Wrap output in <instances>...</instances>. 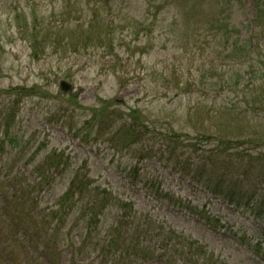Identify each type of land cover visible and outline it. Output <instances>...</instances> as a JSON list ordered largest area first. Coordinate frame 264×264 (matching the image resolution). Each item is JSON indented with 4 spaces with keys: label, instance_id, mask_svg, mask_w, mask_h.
Returning a JSON list of instances; mask_svg holds the SVG:
<instances>
[{
    "label": "rangeland",
    "instance_id": "1",
    "mask_svg": "<svg viewBox=\"0 0 264 264\" xmlns=\"http://www.w3.org/2000/svg\"><path fill=\"white\" fill-rule=\"evenodd\" d=\"M179 3L187 6L175 20L173 6L158 2L157 11L146 0H0V198L11 181H39L34 168L56 153L50 186L33 194L40 206L55 201L79 173L139 212L197 238L226 264H264L263 70L247 71L250 61L224 57V38L207 30L211 6ZM217 6L231 7L227 19L237 29L253 15L250 0H221ZM89 25L110 44L66 38L76 28L87 37ZM60 80L73 91L61 92ZM13 86L34 93L5 92ZM132 109L142 113L148 131L126 145L119 132ZM173 131L179 134L175 140ZM218 140L242 145L221 152ZM208 153L234 159L238 206L207 193L204 175H194ZM148 182L220 218L225 228H210L167 199H156L144 187ZM116 213L111 207L102 217L101 236ZM51 246L50 260L61 256L58 264L99 263L94 254L76 256L63 235ZM30 250L18 242L0 244V264H15L24 252L35 264L39 250Z\"/></svg>",
    "mask_w": 264,
    "mask_h": 264
},
{
    "label": "trees",
    "instance_id": "2",
    "mask_svg": "<svg viewBox=\"0 0 264 264\" xmlns=\"http://www.w3.org/2000/svg\"><path fill=\"white\" fill-rule=\"evenodd\" d=\"M181 1L182 4H184L183 1L187 4L190 1L196 2L204 8L205 5L211 6L214 13L206 16L209 23L207 30L213 35L224 38V57L237 58L245 62L250 61L247 71H251L250 67L254 72L255 69L260 68L263 70L261 76H264V44L262 43L264 38V2L250 0L253 15L247 21V26L243 24L240 29L233 27L228 22L227 18L232 13L231 7L228 9L226 6H217L221 0H146V4H149L147 8L153 6L157 11H159L158 2L162 7L173 6L175 8L174 18L180 20L183 15L182 11L187 6L181 7L179 3ZM206 1L216 4H205ZM104 25L110 27L112 20ZM34 32L38 33L37 30ZM70 32L73 34L66 38L77 37L84 44L96 42L97 45H102V41H105L99 39L100 32L93 34L91 25L86 28L87 37H81L83 32L79 28L72 29ZM108 41L111 40L105 42L109 43ZM250 78H254V75ZM260 86L263 88L264 83ZM5 92L20 96L21 94H33L34 89L13 86L5 89ZM249 102H253V99ZM102 110L103 108L95 110L94 118ZM141 116V112L132 109L130 120L119 132L126 145L140 141V138L148 131V126L143 122ZM9 117L7 116L5 119L7 123L12 120ZM141 126L145 129L143 130ZM171 137H173L172 140H175L179 134L173 131ZM15 140L12 141V145L16 144L17 139L15 138ZM241 145L237 141L230 144L227 140H218L215 149L224 152L230 149H240ZM221 155L218 153L206 154L205 156L208 157L199 162L194 175L198 178L204 175L202 187L207 193L220 196L229 204L238 206L236 202L240 199L235 191L239 187L240 181L234 179L230 166L234 159L225 160L220 157ZM57 156L56 153L47 156L40 165L34 168L39 181L33 180L25 183L11 181L10 187L7 186L6 190H2L0 244L9 240L12 243L18 242L27 252H32L30 249L39 250L36 258L32 260L35 264H58L61 256H56L58 261L50 260V258H55L51 254L53 252L51 244L56 245L60 235H63L68 248L75 247L76 256L94 254L95 259H99L98 264H150L154 261H160L162 264H226L225 261L215 257L214 253L210 252L207 246L199 240L185 235L170 225L156 221L152 215L139 212L131 201L114 198L106 187L93 185L79 173L72 177L66 190L54 202H46L45 206H40V199L33 194L35 191L44 190L45 187L50 186L51 174L58 169ZM183 169L190 168L184 167ZM220 169L222 172L215 173ZM132 171L136 173V167ZM211 177H216L218 183L214 184ZM207 181L213 185L209 186ZM225 186H228L229 190L224 191L223 187ZM144 187L150 190L156 199H167L166 201L170 204L184 208L204 225L213 229L225 228L220 218L200 210L197 205L185 204L174 198L169 192L154 187L150 182L145 183ZM111 207H114L115 212L117 210L118 213L112 221L106 224L105 233L101 236V219ZM230 233L235 236L237 234L231 229ZM247 245L251 248L249 244ZM9 246L12 247L11 244ZM26 257L27 264H31L28 263V254ZM71 258L73 259V255Z\"/></svg>",
    "mask_w": 264,
    "mask_h": 264
},
{
    "label": "water",
    "instance_id": "3",
    "mask_svg": "<svg viewBox=\"0 0 264 264\" xmlns=\"http://www.w3.org/2000/svg\"><path fill=\"white\" fill-rule=\"evenodd\" d=\"M58 86L61 92H69L73 88L72 84L66 80H60Z\"/></svg>",
    "mask_w": 264,
    "mask_h": 264
}]
</instances>
